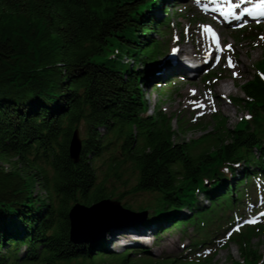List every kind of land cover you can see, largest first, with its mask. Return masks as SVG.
<instances>
[{"label": "trees", "instance_id": "16d2710c", "mask_svg": "<svg viewBox=\"0 0 264 264\" xmlns=\"http://www.w3.org/2000/svg\"><path fill=\"white\" fill-rule=\"evenodd\" d=\"M162 2L0 0V264H137L133 254L150 249L109 251L105 235L71 242V206L151 192L159 207H140L147 215L133 228L158 241L174 227L238 207L249 185L264 179V57L234 98L247 115L232 127L217 118L213 128L201 125L199 138L176 141L175 117L163 104L148 113L144 86L163 93L156 55L166 51L154 37L170 27L169 15L158 17L167 12ZM259 29L241 31L255 38ZM81 124L82 153L74 162L70 140ZM99 162L110 163L103 181ZM122 165L131 167L135 182L124 178ZM110 175L125 188L109 190ZM233 224L193 241L191 253ZM256 232L249 226L230 237L243 257L231 264H264L251 245Z\"/></svg>", "mask_w": 264, "mask_h": 264}, {"label": "rangeland", "instance_id": "374dc122", "mask_svg": "<svg viewBox=\"0 0 264 264\" xmlns=\"http://www.w3.org/2000/svg\"><path fill=\"white\" fill-rule=\"evenodd\" d=\"M195 1L199 3V5H196ZM189 2L192 3L191 6L193 8L185 6ZM213 2L214 0L209 1V3L206 0H163V7L168 6V14L164 10L157 11L158 17L160 15H169L170 17V27L165 29V32L158 34L154 33V37L165 47V56L173 54V45L184 43L189 50L195 51V54L200 56H198L199 58L207 57L212 51L209 47H205L203 44L204 42L201 40L203 29L199 30L200 26H212V24H216L217 29L222 32L224 38V43L219 42L217 45L213 65L203 70L200 80H198L197 77L199 83L193 84L191 82L190 84L185 81L189 80L188 77L177 71L181 73L179 74L181 76L172 74L162 77L160 75H155V78L160 79L159 86L164 94L158 87H145V96L150 105L148 113H154L155 105L157 103H162L163 110L170 116L175 117L173 127L178 131L176 141H192L199 138L204 133L201 125L206 124L210 128H213L218 124L217 118L222 119V126L232 127L241 117L245 116L247 114L245 107L243 105H238L234 98L243 95L240 85L256 73L255 63L264 57V21L260 24L257 37H248L245 35V31H241V28H243L242 24L224 26L221 24V17H218L216 14H211L206 11L205 8L200 7V4L203 5V7H205L206 4H211L209 7L214 10L212 5ZM215 12L218 11L215 10ZM254 23L256 22L248 24V28L254 26ZM228 45L232 47L228 48ZM200 47L202 48L201 50L199 49ZM238 49L242 51L241 53L239 52V55L244 57L249 64H245L244 66L240 63L236 64L233 61L235 51ZM245 49H248V51L245 52ZM222 50L226 51L225 54H223ZM228 57L232 58V63L235 67L229 65ZM246 66L249 67L248 72H244ZM237 72L244 74V77L234 83L232 79H229V75L232 76V74ZM223 80L230 82L233 90L224 102V108L222 109L223 114H217L212 110L210 103H215L214 98H210L207 101H201L199 96L190 97L188 99L185 98L184 92L188 88L194 89L197 93L204 94L205 90L208 89L207 85L209 83H212L214 85L213 87L216 88ZM199 104H203L204 107H199ZM83 126L84 124H81L78 128L81 138L84 137ZM200 150L201 148H198V151ZM98 164H101V162ZM5 167L8 169L11 168L9 163H6ZM109 168L110 163L106 162L101 164L100 168L97 169L100 181H103L105 174L111 171ZM123 168L126 170L124 172V178L130 177V182H135L136 175L132 173L131 167L126 168L122 165L120 170ZM106 183L109 186V190H118L117 192H120L125 188V186L121 184V181H118L112 175L108 177ZM155 197L156 195L151 192H142L135 195L126 194L125 198L120 201L123 206H126L125 203L129 204L131 207H126L133 211H143L140 207H159V202L154 199ZM114 199H116V197ZM204 201L207 202L206 199H204ZM261 212H264V179L257 180L255 184L251 183L249 185L248 196L244 197L243 202L240 203L238 207L224 206L223 209L218 210L217 213L211 216L206 217L204 215L202 221L197 225L188 224L184 228L174 227L163 232L158 241L155 239V236H149L147 239L148 241L146 240V244H144L145 239L140 238V242L136 244L126 241L127 237L122 236L124 239H122L120 243L108 244L106 242V245L109 251L116 252L132 249L134 246L136 249H141L140 247L143 246L150 249L148 254H133L132 259L136 258L138 260L137 264H147L143 261L146 259L145 255L154 259L162 255H167L171 259H177V257L182 256L177 259L179 260L178 263L182 260L195 259L204 264L205 259L212 257L210 264H231L233 261L242 260L243 257L240 252L239 244L231 241L232 239H230V237L242 230H247L249 226L257 229V234L251 241L252 247L256 249L259 254L264 255V215L261 216ZM122 218L123 215L113 218V220H111V222L109 221L106 225H114ZM141 219L142 217L136 218V220L130 218L124 220L122 223H129L134 226L135 223L141 224ZM253 219L256 220L255 223H246V221ZM233 221L235 222L233 227H231L228 233H224L223 227H228ZM119 226L120 228H124L122 224ZM218 226H223V233L218 234L217 237H213L211 239L213 243L205 244V246H203L204 248H197L191 253V248H195L192 245L193 241L201 239L202 236L208 235L212 233V231L214 232L217 230L216 228ZM113 230L114 228H111V230H107L104 234L107 241L110 240L108 238L112 236ZM124 231L125 229L120 230L122 234ZM144 235V233H140L142 238ZM195 253H197V255H194Z\"/></svg>", "mask_w": 264, "mask_h": 264}, {"label": "bare ground", "instance_id": "6f19581e", "mask_svg": "<svg viewBox=\"0 0 264 264\" xmlns=\"http://www.w3.org/2000/svg\"><path fill=\"white\" fill-rule=\"evenodd\" d=\"M165 1V0H164ZM168 1V0H166ZM206 1H211V0H206ZM192 3H188L185 6H191ZM196 5H199V3H197L195 1ZM195 7V6H194ZM201 8H205L203 7V5L200 4ZM193 8V7H192ZM235 11H238L239 8L235 7L234 8ZM203 29L202 31V36H201V40L204 42L203 44L205 45V47H209L211 49V53L208 54L207 57L208 60H205L204 58H199V55L195 54V51H191L189 50V48L184 44V43H180L179 45H173V49H172V56L169 54L168 56H165L166 54L163 55H156L157 57V64H158V72L157 75H160L162 77L168 76V75H178L181 76L179 74L182 73V75L188 77L189 80H185L187 82H189L191 84V82L193 84H196L197 82L199 83L198 80H200L202 78V72L205 68L213 65L214 63V56L216 54V48H217V43H216V37L219 38V42L220 43H224V38L222 35V32L220 30L217 29L216 24H212L211 25H206V26H200L199 30ZM201 32V31H200ZM245 52L248 51V49L244 50ZM165 52V51H164ZM163 52V53H164ZM239 52L241 53V49H238L237 51H235V55H234V59L233 61L238 64H242L245 66V64H249L244 57L239 55ZM199 56V57H197ZM159 58V59H158ZM126 60H129L128 58H126ZM180 71L181 73H178L177 71ZM249 67L246 66L244 72H248ZM201 76V77H200ZM198 77V80H197ZM232 77V78H231ZM244 77V74L237 72L232 74V76L229 75V79H232L233 82L235 83L237 80L241 79ZM151 87L152 84L150 83L149 85L144 86V92H145V87ZM214 85L212 83H209L207 85V88L205 90L204 94H200L194 91V89H190L188 88L184 94H185V98L188 99L190 97H196L199 96V99L201 101H207L210 98H214L215 99V103H210L212 110L215 111V113L217 114H223L222 109L224 108V102L227 100L228 96H230V94L232 93V88H231V83L227 82L226 80H223L222 83L218 86V87H213ZM225 115V114H224ZM123 225L124 228H120V226H116L114 227L113 233L111 234L112 236L108 239L110 240H106V242L109 243H120L122 241V239H124V237L122 238V236L127 237L126 241L128 242H136L139 240L138 234L136 233V231L134 230L135 228H133V226L129 223H121ZM120 224V225H121ZM125 229V231L120 232V230ZM149 236H147V238H145V240L148 239ZM147 242L145 241L144 244H146Z\"/></svg>", "mask_w": 264, "mask_h": 264}, {"label": "water", "instance_id": "95a60500", "mask_svg": "<svg viewBox=\"0 0 264 264\" xmlns=\"http://www.w3.org/2000/svg\"><path fill=\"white\" fill-rule=\"evenodd\" d=\"M83 141L79 129H75L70 140L69 154L74 162H78L82 153ZM123 215V218L114 225H106L113 218ZM146 211L137 212L122 205L115 199H104L93 205L75 203L69 211L70 240L75 244L94 241L104 235L107 230L119 226L124 220L145 217Z\"/></svg>", "mask_w": 264, "mask_h": 264}, {"label": "snow or ice", "instance_id": "6c2138e0", "mask_svg": "<svg viewBox=\"0 0 264 264\" xmlns=\"http://www.w3.org/2000/svg\"><path fill=\"white\" fill-rule=\"evenodd\" d=\"M262 15H264V13H261ZM216 43L218 44L219 43V38L216 37ZM232 46L231 45H228V48H231ZM228 62H229V65L232 66V67H235V65L232 63V58L231 57H228ZM195 103V102H194ZM199 107H204L203 104H199L198 105ZM261 215H264V213H262ZM256 220L253 219V220H249V221H246V223H255Z\"/></svg>", "mask_w": 264, "mask_h": 264}]
</instances>
